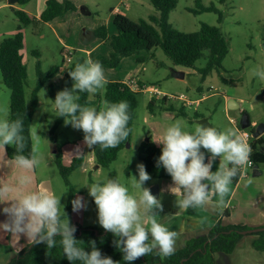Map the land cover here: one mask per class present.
I'll use <instances>...</instances> for the list:
<instances>
[{"label": "rangeland", "instance_id": "rangeland-1", "mask_svg": "<svg viewBox=\"0 0 264 264\" xmlns=\"http://www.w3.org/2000/svg\"><path fill=\"white\" fill-rule=\"evenodd\" d=\"M70 1L76 5V9L69 10L64 16L49 22L40 19L33 20L23 28L25 41L22 52L28 68L26 86L28 99L39 81L38 63L45 72L53 66H60V70L53 78H50L39 89V105L31 124V128L35 127L42 138L46 161H48L46 170L48 176L41 177L36 174V184L53 191L57 196L66 191L61 196L62 214L64 210L70 223L76 228H79L75 222L79 216L85 219L82 220L84 221L81 224L82 227L96 224L102 227L99 223L98 207L94 198L89 195V189L86 186L80 185L90 184L94 180L105 181L116 178L127 184L132 175L138 178L137 165L141 163V144L149 139L158 140L164 130L176 121H180L183 129L187 131L194 130L197 123L203 124L204 118L217 131H224L227 128H234L238 131L242 127L244 113L247 112L251 119L248 131L264 123V81L256 75V70H264V0H226L225 2L202 0L204 4H216L220 8L223 13L221 22L218 12L205 11L197 14L190 11L189 7L196 6V0H179L177 7L170 15V21L176 28L185 32H193L199 30L203 22H207L220 25L229 38L230 48L223 60V66L203 77L201 68L206 65L205 56L198 59L194 67L181 66L175 64L161 46L127 56L113 70L125 73L129 71L132 63H137L135 67L138 70L135 72L136 68L133 71L139 74L140 79L147 84L157 86L162 93L167 95L169 103L165 104L161 99L162 95H156L152 90L140 91L130 144L120 150L117 159L110 166L98 167L94 161L92 147L84 142L83 130L75 129L70 124L66 125L64 120L55 127L59 116H56L55 99L50 86L53 87L55 97L59 91L72 88L74 81L65 75V67L71 63L65 59V50L69 47L74 48L76 50L74 59L81 56L98 55L99 52L95 47L101 41L94 31L101 25H107L112 33L117 31L113 22V7L119 5L135 20L149 19L150 15L157 13L158 10L151 0H128L131 4L129 8L123 2L120 3V0ZM45 5L42 4V7ZM29 7L37 11L38 0L30 1ZM20 24L21 21L11 5L1 8L0 42L4 37L12 35ZM102 44L99 49L101 52L105 50L104 48L110 47L109 43ZM88 50H92L93 53L91 54ZM105 68L110 69L106 64L103 66V69ZM177 70L184 71L185 75L176 76L175 71ZM105 91L106 85L97 93L90 94L93 103L89 106L99 111L107 102L104 96ZM11 92V89L4 83L0 71V108L7 109L8 118ZM171 95L177 96L176 99ZM153 97L156 98V105L150 108L149 104ZM230 99H235L239 107L230 108ZM170 105L174 106V110H169ZM181 109L183 112L178 114ZM232 117L236 119L235 123L231 120ZM57 146L62 151V162L66 166L71 165L75 157L84 156L83 165L70 174V178L78 181V184L74 185V199L82 196L87 205L79 212L73 210L71 213L67 212L70 188L56 161ZM77 149L80 150L79 155L76 154ZM210 155V153L205 155L206 163ZM7 158L10 157L0 153V163ZM258 165L260 170L263 169L260 175H254L253 167L248 164L245 166L247 174L241 178L243 185L240 187L239 194L254 182L264 181V162ZM5 171L7 169H0V175H3ZM150 176L151 179L145 182L144 187L150 188L151 183H162L165 180V178H155L152 174ZM234 182L233 180L232 183ZM238 196H235L233 203H237ZM158 199L166 201L165 193L162 192ZM175 201L173 198L168 207H176ZM2 206L0 205V211ZM6 219V215L1 213L0 220L5 221ZM8 236L13 241L11 234ZM186 245L185 238L178 236L175 249Z\"/></svg>", "mask_w": 264, "mask_h": 264}, {"label": "clouds", "instance_id": "clouds-1", "mask_svg": "<svg viewBox=\"0 0 264 264\" xmlns=\"http://www.w3.org/2000/svg\"><path fill=\"white\" fill-rule=\"evenodd\" d=\"M74 81L71 89L59 91L54 100L56 116L63 117L66 125L83 130L84 142L101 150L116 148L125 142L132 131L127 101L106 102L99 111L95 107L82 105L77 93L95 94L107 84L104 69L99 61L90 56L75 64L69 72ZM264 81V70H256ZM154 142L162 144L158 167L166 169L174 184L170 191L177 197L175 206L202 212L215 198L217 207L226 206L231 194L233 178L247 165L251 148L243 136L234 128L217 131L212 126L197 123L194 130H184L180 121L168 126L162 136ZM14 148V154L0 163L7 169L0 175V205L7 219L0 222V229L11 234L18 242L21 235L29 243H46L53 249L57 243L69 261L79 264H118L109 256H103L91 241V251H86L74 236L76 226L62 214L61 195L41 188L36 184V173H46V156L42 138L35 127L25 134L23 117L9 119L7 109L0 108V149ZM206 150L210 153L205 162ZM77 149L76 154L79 155ZM220 158L218 168L213 165ZM138 178L132 175L129 183L120 179L94 180L84 183L89 195L98 207L100 225L118 239L116 246L124 253L123 259L133 262L154 250L161 258L174 254L178 233L162 216L163 204L144 187L151 179L145 165H137ZM73 185L78 184L70 178ZM251 183V181H249ZM73 211L86 208L82 196L72 201ZM63 213L66 214L63 210ZM206 217H199L203 223ZM147 221V222H146ZM59 237V241H57ZM151 237V239H150Z\"/></svg>", "mask_w": 264, "mask_h": 264}, {"label": "trees", "instance_id": "trees-1", "mask_svg": "<svg viewBox=\"0 0 264 264\" xmlns=\"http://www.w3.org/2000/svg\"><path fill=\"white\" fill-rule=\"evenodd\" d=\"M28 1L20 0L22 3ZM220 1L225 2L226 0ZM151 2L158 12L151 14L149 19L140 18L135 20L121 12H117L114 15L113 22L117 32L111 36L112 50L108 57H103L96 61L116 67L125 56L143 50L149 51L156 46H161L173 62L181 66L194 67L197 60L205 56L206 65L201 68L203 77L209 75L214 69H219L223 66V60L229 52L230 42L220 25L203 22L197 31H182L170 21L171 12L177 7L179 0H151ZM195 5L194 7H189V10L197 14L205 11H215L219 13V21H222L223 13L216 4L207 5L202 0H196ZM71 9H76V5L70 0H47L40 19L51 21L57 17L64 16ZM15 13L21 24L15 33L4 37L0 42V71L4 83L12 91L9 119L23 117L25 134L27 135L39 105V89L57 73L59 65L53 66L49 71L45 72L41 69V64L38 63L39 81L32 89L30 99H28L26 91L28 68L22 52L25 41L23 28L33 22L34 17L23 9H15ZM109 34L107 25H101L95 29V35L99 38L106 39ZM85 58L84 56L73 58V61L65 69V75L68 79L72 80L69 72L74 69L75 64L82 62ZM50 89L55 99L53 87L50 86ZM140 91L131 89L124 80H108L106 84L104 96L108 103L127 101L129 104L131 116L129 127L131 129H133L138 93ZM77 95L80 97L78 101L80 104L89 106L93 103L89 93L83 92L77 93ZM161 99L165 104L169 103L167 96H161ZM155 105L156 98L153 97L149 106L153 108ZM169 110H174V106L170 105ZM182 112L183 109L178 111V114ZM63 120V117H59L56 120L55 127ZM131 134L132 131L129 138L116 148L101 150L99 145L92 146L98 166H110L117 159L120 150L130 143ZM263 147L264 136L261 135L253 141L252 158L257 166H259L260 162H264ZM56 148L58 152L56 154L57 164L70 188L67 211L70 213L73 210L72 201L74 200L75 189L71 183L70 174L83 165L84 156L75 157L71 165L66 166L62 162L60 147L57 146ZM162 148L163 146L150 139L144 141L140 147L141 163L145 165L146 171L155 178H172L166 169L157 166L158 158L162 154ZM14 151L12 146L6 147L8 157H11ZM202 151H205V155L208 154L206 150L202 149ZM240 178L241 172L233 180L238 182ZM251 228L253 227L248 224H224L222 220H218L209 233L191 238L185 247L175 249L174 254L171 256L161 258L157 251L154 250L152 253L142 256L133 262L123 259L124 253L115 244L118 238L113 233L103 229V227L79 226V228H76L74 236L77 240L83 241L81 246L85 247V250L89 252L92 250L89 242L95 241L96 247L101 251L102 255L111 257L118 264H216L217 254L233 252L239 240L246 235L242 230ZM248 234L254 236L253 246L257 250L264 251V229ZM59 239L57 237V241ZM8 264H79V262L69 261L63 254L59 243L53 249H48L46 243H29L17 252Z\"/></svg>", "mask_w": 264, "mask_h": 264}, {"label": "crops", "instance_id": "crops-1", "mask_svg": "<svg viewBox=\"0 0 264 264\" xmlns=\"http://www.w3.org/2000/svg\"><path fill=\"white\" fill-rule=\"evenodd\" d=\"M30 1L22 4L20 3V0H17V1L0 0V9L3 8L4 6L11 5L14 9H23L27 11L30 16L34 17V20H38L40 19L41 13L46 6L45 5L44 7H42V4H46L47 0H38L37 11H33L29 7ZM121 2L127 5L128 8L131 5L130 2H128V0H120V3ZM112 11H114V15L117 12L127 14V12H125L119 5H116L115 8L113 7ZM114 15H113V19H114ZM127 15L129 16V14ZM45 22H49V21H45ZM18 28H19V25L17 29L14 31V33L18 30ZM23 32H24V29H23ZM109 32L110 34L108 38L106 39L99 38L101 42L97 44V46L95 47L99 53L98 55L91 56V58L94 61L99 60L100 58H103V57H108L110 55V52L112 50L111 36L115 34L117 31L112 33L109 28ZM24 38H25V35H24ZM102 43H105V45L109 43L110 47L104 48L105 50L101 52L99 49L101 45H103ZM88 52L91 53L92 50H88ZM126 57L127 56H125L121 60V62L124 61ZM101 64H102V67L105 66V63H101ZM135 66H137V63L136 64L132 63L131 67L129 68V71L125 73H118L117 71L115 72V70L113 69L116 67L109 66L110 69H106V68L104 69V74H105L107 81L108 80H120V81L124 80L125 81L135 72H137L138 68ZM134 69H136L135 72L133 71ZM59 70H60V66H59ZM140 80L143 81L142 79ZM262 135L264 136V133ZM263 150H264V147H263ZM0 153L1 155H3V153L4 155L5 154L7 155L6 149L4 150L0 149ZM94 161H95V156H94ZM219 162H220V158L218 157L213 165V169H212L213 171H215L218 168ZM46 165L48 166V161H46ZM258 169H259V166H258ZM46 170H47V167H46ZM260 171L262 173L263 169ZM36 174L39 175V172H37ZM46 176L48 175H46L45 173L44 177ZM241 178L239 179L238 182H234V184L233 183L231 184L230 186L231 194L228 198V201L226 202V206L217 207L216 200L215 198H213L209 202V204L205 207V209L200 213H196L191 209L185 210V209H180L178 207H172V206H171L172 208L168 207L169 204L171 203V200L173 198L174 200H176L177 198L170 191V186L174 184L172 178L171 179L165 178L164 182L162 183L153 182L149 186L150 187L153 185L158 186L159 192H158V196H156L157 198L160 197V194H162V192L165 193L167 200L162 201L163 212L161 213V215L167 216L170 214L169 216L165 217L166 222L169 223L172 229L177 231L178 236L184 237L186 242H188V240H190L193 237H197V236L209 233L213 225L218 220H222L224 224L243 223V224H248L252 227L264 226V181L254 182L253 185L245 187L244 190H242V192H240L239 194L240 187L241 185H243ZM236 195H239L237 199V203H233V200ZM1 213H3L2 210L0 211V214ZM63 215H66V214H63ZM201 216L206 217V219L204 220L202 224L198 222L199 217ZM82 220H85L84 217L82 216H79V218H77V221L75 220L78 227L81 226V224L84 222ZM0 222H3V220H0ZM95 226H97V224ZM8 235H9L8 233H5L2 229H0V264H8L9 261L16 255L17 252H19L23 247L29 244L28 239L23 235H21L18 242L11 241ZM253 239H254V236L252 234L247 233L242 239L239 240L233 252L217 254L216 264H264V251L257 250L253 246Z\"/></svg>", "mask_w": 264, "mask_h": 264}, {"label": "built area", "instance_id": "built-area-1", "mask_svg": "<svg viewBox=\"0 0 264 264\" xmlns=\"http://www.w3.org/2000/svg\"><path fill=\"white\" fill-rule=\"evenodd\" d=\"M66 52V57L65 59L68 62H72L73 61V57L75 54V50L73 48H67L65 50ZM131 89L133 90H152L156 95H162V96H167L164 93H162V91L154 85H149L144 81H141L139 78V75L137 73H134L133 75H131L129 78H127L124 81ZM172 98L176 99L177 96L175 95H171ZM179 98H181V96H178ZM192 104V102H190ZM231 120L235 123L236 119L235 118H231ZM239 134H241L243 136V138L245 139V141L248 143V145L251 148V153L249 156V161H248V166H251L255 169L256 163L254 161V159L252 158V153H253V141L255 139V137L253 136V131H248L247 128H239L238 129ZM241 176L242 175H246L247 172L245 171V166L241 169Z\"/></svg>", "mask_w": 264, "mask_h": 264}, {"label": "water", "instance_id": "water-1", "mask_svg": "<svg viewBox=\"0 0 264 264\" xmlns=\"http://www.w3.org/2000/svg\"><path fill=\"white\" fill-rule=\"evenodd\" d=\"M11 1H17V0H11ZM175 75L176 76H184L185 75V72L184 71H180V70H177L175 71ZM229 107L230 108H238L239 107V103L235 100V99H230V102H229ZM203 124L206 125V126H212L214 127L207 119H203ZM241 125L243 128H248L250 125H251V119H250V116H249V113L245 112L244 113V116H243V119H242V122H241ZM264 133V123H261L259 126H257V128L253 131V136L255 138L261 136L262 134ZM130 143L127 144V146L129 145ZM261 171L258 169V166L256 165L255 166V169H254V174L255 175H258L260 174ZM152 192L153 195L155 196H158V186L157 185H153L149 188ZM264 229V226H260V227H253L251 229H246V230H242V232L244 234H247V233H251V232H255V231H259V230H262Z\"/></svg>", "mask_w": 264, "mask_h": 264}]
</instances>
